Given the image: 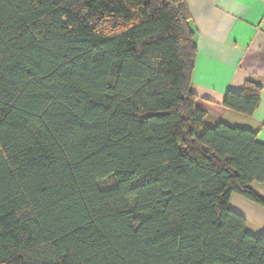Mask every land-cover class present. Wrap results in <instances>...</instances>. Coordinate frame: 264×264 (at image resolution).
Wrapping results in <instances>:
<instances>
[{"label":"trees","instance_id":"trees-1","mask_svg":"<svg viewBox=\"0 0 264 264\" xmlns=\"http://www.w3.org/2000/svg\"><path fill=\"white\" fill-rule=\"evenodd\" d=\"M195 35L187 0H0V264H264L230 207L264 144L206 124Z\"/></svg>","mask_w":264,"mask_h":264},{"label":"crops","instance_id":"crops-1","mask_svg":"<svg viewBox=\"0 0 264 264\" xmlns=\"http://www.w3.org/2000/svg\"><path fill=\"white\" fill-rule=\"evenodd\" d=\"M187 1L197 45L192 89L206 124L252 130L264 144V0ZM250 80L262 87L254 114L226 108V94L243 90ZM252 189L264 198V184L255 182ZM230 207L246 218L251 234L264 232V206L235 193Z\"/></svg>","mask_w":264,"mask_h":264}]
</instances>
